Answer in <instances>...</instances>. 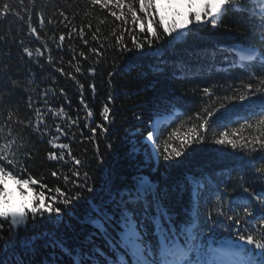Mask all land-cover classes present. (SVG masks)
Wrapping results in <instances>:
<instances>
[{"label": "trees", "instance_id": "obj_1", "mask_svg": "<svg viewBox=\"0 0 264 264\" xmlns=\"http://www.w3.org/2000/svg\"><path fill=\"white\" fill-rule=\"evenodd\" d=\"M9 2L24 19L12 14L0 19V128L6 138L11 133L16 139L19 163L15 170L5 165L16 180L0 181V188L7 193L0 196V202L7 200V204L0 206L9 211H28V206L39 203L33 197L41 191L47 205L52 202L48 197L55 195L49 189L59 188L66 196L57 197L54 206L61 209L59 214L45 212L32 219L29 213L27 224L15 230L3 221L0 264H112L121 255L131 264V252L122 243L125 213L136 221L140 237L154 259H159L161 229L183 245L188 235L183 229L193 221L196 242L203 248L202 259L208 264L218 261L214 253L224 246L233 254L243 255V248L237 246H251L238 239L235 219L229 217L240 219V227L246 229L253 220L246 216L245 208L253 217L264 213V173L258 171L264 168V150L258 145L256 151L233 149L215 140L222 131L231 134L232 129L240 130L245 121L255 126L260 118L264 97L250 94L244 101L236 97L244 93L247 84L257 86L258 80L264 78V67L259 62L240 67L233 51L248 46L264 50L260 40L264 28L259 20L229 7L217 27L194 22L183 35H167L157 27L159 15L152 9L148 19L154 21L153 27L160 34L156 39L147 31L146 21L144 32L139 30V21H131L129 3L141 18L144 16L139 12L138 0H124L123 9L116 0L107 9L92 6L90 0H25L31 26L40 36L37 40L29 35L28 14L21 11L17 0ZM186 3L187 0H177L168 15L179 12L182 18L188 12ZM61 11L68 16L63 23ZM112 11L118 15L123 12L127 23L111 16ZM188 18L194 19L191 14ZM89 23L92 30L85 27L84 36L89 44L83 43L78 31L68 38L72 27L79 30ZM97 28L103 43L102 55L89 51L100 47L91 38ZM113 29L116 36L123 32L121 43L111 35ZM60 34L65 35L63 42L59 41ZM132 36L143 43V48L135 46ZM25 47L33 51L32 57L23 51ZM37 48L45 55L38 56ZM80 52L88 58L84 59ZM61 67L64 74L59 71ZM77 67L80 72L75 71ZM91 85H95V91ZM205 88L212 94L206 95ZM81 94L87 108L81 104ZM105 104L110 108L107 122L101 115ZM61 107L65 113L61 117L46 111H59ZM36 108L44 116L47 131L43 127L40 132L34 129ZM89 110L91 117H87ZM205 110L214 115L207 132L202 133L203 142H193L181 156L165 159L163 142L169 133L178 130L169 143L179 147L180 139L192 125L198 127L201 123L198 115L207 118ZM169 113L175 116L160 127L154 152L146 139L152 131L151 122ZM57 123L67 135L55 132ZM98 124L108 131L102 132ZM92 128H97L94 136ZM258 134L255 127L239 132L249 139ZM56 135L59 139L55 143L69 145L80 165L74 164L67 149L49 143ZM61 151L67 162L48 158L50 152L59 156ZM53 171L59 175L53 176ZM76 171L79 177L73 175ZM64 175L70 177L68 182ZM29 176L38 183L17 184V180ZM142 179L150 185L146 190L141 189ZM41 185L47 187L42 189ZM64 198H70L71 203L63 204ZM97 223L103 228L98 229ZM190 258L195 259V253H190Z\"/></svg>", "mask_w": 264, "mask_h": 264}, {"label": "snow or ice", "instance_id": "obj_2", "mask_svg": "<svg viewBox=\"0 0 264 264\" xmlns=\"http://www.w3.org/2000/svg\"><path fill=\"white\" fill-rule=\"evenodd\" d=\"M17 2L21 5V11L28 14L29 21V35L35 37L37 40H40L39 33L37 32L36 27L31 26V12L25 7V0H17ZM177 0H138V8L139 12L143 13L144 16L141 18L137 14V8L133 7L131 3L127 4L128 12L130 13L131 21L135 24L139 21V30L140 32L145 31V21L147 22V31L151 34L152 37L156 39L160 38V34L157 32V27L162 28L163 33L167 35H172L173 33H179L183 35L184 30L189 28V25L192 23H210L212 27H217L220 25L224 16L227 14L229 7L234 12H248L250 16L256 18L260 22V27L264 28V0H207V2L197 3L196 0H187L186 7L188 8V12L181 14L176 12L174 16H169L168 13L174 8ZM28 3H33V0H28ZM92 6L99 5L103 9H107L109 4L113 3V0H90ZM116 5L121 9L124 8L125 3L124 0H116ZM248 5L249 7H245ZM152 9H156L159 15V20L157 23V27H153L154 21L148 19L149 16L152 15ZM12 14L16 16L21 21L24 19L20 12L15 11L13 5L9 2V0H0V19H3L4 16ZM189 14L193 15L194 19H189ZM60 16L63 17L61 23L64 20H68V16L61 11L59 13ZM111 16L116 19H124L125 23H127V17L124 16L123 12L120 15L117 12L112 11L110 13ZM40 26L43 28L44 19L43 16H39ZM51 23V21H49ZM103 23V21H101ZM85 27L91 31L92 25L91 23L87 25H83L77 30L76 27H72L71 31L68 33V38L71 39L73 33H77L80 39L83 41L85 45L89 44L88 40L84 39ZM100 29L97 28L96 32L92 33V40L100 43L99 48H90L89 51L96 55H102L101 49L103 48V43L100 42L99 36H97V32ZM124 31H127L125 28ZM111 35L116 36V30L113 29ZM65 40V35H59V41L63 42ZM133 43L138 48H143V43L138 42L135 36H132ZM260 40L264 43V32L261 33ZM123 41V32L116 36V42L121 43ZM152 40L148 39V44L151 45ZM46 49V45H44ZM126 47V46H125ZM23 51L27 54L28 57H32L34 55L33 51L25 47ZM238 56V64L240 67L251 66L253 62H259L261 67H264V50L255 48L254 46H248L244 48L234 49L233 50ZM35 53L38 56H44L45 52L41 51L40 48L35 49ZM80 56L87 59L88 57L83 53H79ZM75 59V56L73 57ZM49 63H51V57H49ZM71 63V62H69ZM61 74H64V69L61 67L59 69ZM76 72H80L81 69L77 67L75 69ZM90 71L94 72L95 69H90ZM71 75V73H68ZM72 79H75L72 76ZM81 89L83 85H80ZM93 91H95V85H91ZM63 92V89L60 90ZM206 95H211V90L208 88L204 89ZM261 95L264 97V78H260L257 82V86H253L252 83H249L245 86V91L243 94L236 97L240 101H244L249 98V95ZM47 93H45V96ZM111 100V97H109ZM81 104L87 108V105L84 104L83 95L81 94ZM31 106V104H30ZM47 112L51 113L55 117H61L65 115L63 108L61 107L59 111H54L51 108L46 109ZM207 111V110H205ZM36 118L34 121V129L37 132H40V129L43 127L45 131H47V124L45 123L44 116L41 113L39 108L35 109ZM110 108L107 104L104 105L103 111L101 115L103 116L104 121L110 120ZM93 114L89 110L87 112V117H91ZM214 115V112L207 111V118H201L198 115V119L201 120V123L197 127L195 124L189 129V131L184 135L183 139L179 141V147L174 146L172 143H169L170 140L176 136L178 130H174L169 133L168 138L163 142V151L166 154L165 159H171L174 156L179 157L183 154V150L187 145H190L193 142H203L204 135L202 133H206L208 130L209 119ZM259 119L256 121L255 126L251 123H247L245 121L244 124L241 125L240 130L251 129L255 127L256 131L259 133L255 135L251 139L246 138L244 136H240V130L232 129L231 134L228 130L222 131L218 138L215 140V143L221 145H229L233 149H247L251 148L253 151H256V145L259 146V149L264 150V99L261 100V109L258 113ZM11 119V117H9ZM18 123H23V121H17ZM0 123H3L0 121ZM32 121H29V126H32ZM77 123V121H72V124ZM157 122L153 123V130L149 131L147 134V141L152 143L154 152L156 148L155 140L156 136L159 134L156 130ZM226 127V126H225ZM55 132L59 135H67L64 131V128L61 127L60 124L54 125ZM97 128H99L102 132H107L108 129L104 127L103 124H98ZM97 128H92L91 133L94 136ZM4 129L0 128V181L5 178H12L16 180V176L13 175L12 171H8L5 165H12L13 170L16 168V164L19 163L16 153L19 151V145L16 143V139L11 137V133L8 134L6 138L4 136ZM59 135L53 136L49 141L53 147H58L60 149H67V155L71 157L74 161L75 165H80L81 161L72 157L71 150L69 145L67 144H59L55 143L56 140L59 139ZM238 137V138H235ZM49 159H58L67 162L65 158V154L63 151L60 152V155L57 156L55 152H50L48 155ZM259 172L264 173V168L258 169ZM53 176H58V172L53 171ZM74 176L79 177V171L73 173ZM86 175V174H85ZM63 179L65 182L70 180L68 175H64ZM37 184L34 178L29 176L28 179L17 180L18 185H28ZM150 185L147 184L146 181H141V189L146 190ZM46 185H41V188H46ZM49 192H55V195L48 197L52 202L45 205V195L44 192L41 191L38 195H35L33 198L35 200H39V203L36 204L35 207L28 206V211L19 210V211H9L6 210L3 206H0V228L4 227L3 221H7L12 230L20 228L27 224L29 220V213H31L32 219H35L36 215L39 214L43 216L45 212L51 214L56 213L59 214L61 209L59 207H55V203H57V197H65L66 194L63 193L59 188L55 190L49 189ZM21 194L23 195V187H21ZM139 194V193H138ZM6 190L0 188V196H6ZM257 199H261V197H257ZM63 204L67 205L71 203L70 198H64L61 201ZM2 204H7V200L0 202ZM244 212L246 216L251 217L253 223L248 225V228L242 229L240 227L242 221L240 219H236L234 217H229V219H235L237 228L236 235L240 241H243V244L246 246H251L250 248H244L243 245H239L237 247L243 248V255L235 261V264H264V213H260L258 217H253L252 212L245 208ZM163 215V214H161ZM247 223V221H244ZM96 227L98 229H102L103 225L97 223ZM123 234H122V243L124 247L131 252L132 262L131 264H208L205 259H202L204 256V250L199 243H197L195 222L193 221L189 227L183 229L185 233H187V239L185 243L182 245L177 239H174L168 235L166 231L161 229V242H160V250H159V259L152 258V252L150 249H147L143 243V240L140 237L138 225L133 217L127 213L124 215L123 221ZM216 251V250H212ZM190 253H195V259L190 258ZM74 264H82L81 261H75ZM112 264H129L126 256H117Z\"/></svg>", "mask_w": 264, "mask_h": 264}, {"label": "water", "instance_id": "obj_3", "mask_svg": "<svg viewBox=\"0 0 264 264\" xmlns=\"http://www.w3.org/2000/svg\"><path fill=\"white\" fill-rule=\"evenodd\" d=\"M160 120H161V122H163L165 119H161V118H160L159 121H160Z\"/></svg>", "mask_w": 264, "mask_h": 264}, {"label": "rangeland", "instance_id": "obj_4", "mask_svg": "<svg viewBox=\"0 0 264 264\" xmlns=\"http://www.w3.org/2000/svg\"><path fill=\"white\" fill-rule=\"evenodd\" d=\"M10 184L12 183V181L9 182ZM13 184V183H12Z\"/></svg>", "mask_w": 264, "mask_h": 264}]
</instances>
